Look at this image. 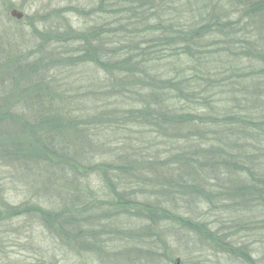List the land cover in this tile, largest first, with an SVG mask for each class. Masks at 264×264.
I'll return each instance as SVG.
<instances>
[{"label":"trees","instance_id":"trees-1","mask_svg":"<svg viewBox=\"0 0 264 264\" xmlns=\"http://www.w3.org/2000/svg\"><path fill=\"white\" fill-rule=\"evenodd\" d=\"M87 1L82 4L84 9L88 8L86 16L91 15L93 18L96 13V19L93 18L82 33H73L65 17L66 9L64 11L58 9L56 13L60 15L54 14V16L56 19L61 18L63 25L56 27L55 33L51 32L55 38L49 41L58 46L59 56L54 63L56 68L65 70L80 65L96 71L100 82V106L86 108L84 114L86 116L85 119L83 118L85 122L79 123L73 109L64 112L56 106L54 103L56 97L52 96L53 92L50 89L48 96L42 92L41 96L34 99L35 103L31 100L25 104V111L29 113H23L38 116L35 127L31 128L33 142L28 146H23L20 142L8 145L0 152V156L7 157L13 162L38 167L44 175H60L61 179H65V183L70 180L69 185L77 190L82 187V193L80 191L74 195L80 205L79 207L63 206L59 209L60 213H54V209L50 210L38 205L23 204L13 207L0 200V222L8 223L13 218L36 215L45 230L48 232L54 230L61 240H67V245L76 241L83 251H88V247L85 246L89 242L87 238L93 237L96 240L99 236L100 246L94 244L89 250L100 264H109L107 261H111L114 257L118 259L117 256L126 253L141 255L148 252L149 257L159 256V253L154 251V244L150 243L145 235H137L139 239L137 241L133 231H115L118 235V245L114 242L116 239L111 240L104 236L108 235L106 231L95 233L94 229V231L84 229L85 233H83L82 228L76 224V222L81 223V219L78 221L79 215L73 216L71 210L91 212L97 210L100 204L102 211L100 216L103 215L105 220L112 218L114 224H119H112L109 227L125 226L122 225L125 223V218L128 222L131 219V223L137 219L150 226L177 225L196 233L211 249L218 248L219 252L229 258L239 259L242 264H257L248 247L241 248L233 241L220 239L211 231L200 233L193 219L183 220L178 213L165 207L164 202H151L148 201L149 198L147 202L141 201L137 197L138 193L125 187L126 182L131 184L132 188L143 190L142 181L138 180L142 170L159 168V170H167L169 175H172L171 181L157 187L163 194L174 197L189 192L192 200L204 198L212 203L219 196L212 190L218 192L222 187L220 189L216 187L219 184L215 183L214 178H211L205 169L218 171L219 168L224 167L229 170L230 175L231 171L239 173L243 171L241 160L246 154L245 150L252 147L248 141H251L249 140L251 137L262 134L260 131L263 130L264 119L258 120L255 117L233 114L228 109L221 111L217 117L203 116V110L198 109V106L200 103H207V100L202 99V95L216 88L214 84L210 85L206 82L210 70L214 71V68L205 67L201 72L198 71V67L183 68L184 57L191 61L199 60L202 55L208 54L203 51L204 47L217 45L213 42L234 26L233 22L228 21V17L231 16L228 10L223 8L221 12L216 11L217 5L222 2L229 3V0ZM239 2L238 5L250 19L258 16L264 18V0ZM40 20L46 21L44 18ZM40 20L38 22L42 24ZM58 22L60 24V20ZM72 42H77V47L73 50L69 49ZM247 50L250 49L246 48L245 54ZM224 51L229 50L218 49L208 55L224 56ZM170 59L175 60L174 69L166 71ZM188 71L191 74L185 76ZM201 81L203 83L197 86ZM45 98L51 99L45 100ZM114 99L115 104L118 102L125 107L117 106L116 109H111L114 104L110 102ZM65 115H69V118L71 115L74 116L71 117L72 119H64ZM3 117H12L17 119V123L21 122L17 114L5 113ZM232 122L239 123L237 128H230ZM94 125L100 128L95 126L91 129ZM258 126L262 127L257 130ZM130 127L162 132L166 139L164 143L166 153L175 151L176 154L164 159L163 152L159 149H154L149 156L143 155V151H132V148L125 151L116 147L117 149L114 150L112 147L114 143L105 139L102 146L104 149L100 150L102 159L100 164H96L93 162L95 157L90 156L92 153L88 155L83 148L78 150L66 138V132H77H74L75 137H80L79 134L82 133L85 143L91 147L94 146L93 142L96 143L95 138L93 141V135L104 138L110 136L108 138L111 141L112 135L118 132H130ZM27 129L29 130V127ZM214 129H217L216 133L223 135L216 137L213 133ZM91 131L92 133L96 131V134L91 135ZM173 166L177 167L174 169ZM91 173H98L100 179L104 181L100 189V200L91 194V190L86 189L84 181L82 179L80 181L78 177V175L85 176L91 184ZM164 174L167 175V172ZM207 174L209 176H206ZM243 175L238 174L235 184L236 193L243 199L256 202L255 208L262 213L264 225V175L258 177ZM208 180H213L214 183L210 185ZM90 207H92L91 211ZM74 224L77 225V228L74 227L77 233L71 236L70 227ZM149 228L146 227L147 230H150ZM261 230L264 231V226ZM72 238L73 242L70 240ZM131 240L135 243L133 244ZM125 241L133 244L126 251ZM90 264L95 263L92 261Z\"/></svg>","mask_w":264,"mask_h":264},{"label":"rangeland","instance_id":"rangeland-1","mask_svg":"<svg viewBox=\"0 0 264 264\" xmlns=\"http://www.w3.org/2000/svg\"><path fill=\"white\" fill-rule=\"evenodd\" d=\"M239 1L229 0V3L222 2L216 6L217 12H221L223 8L229 11L231 16L228 17V21L233 22L234 26L227 30L224 36H219L213 42L217 45L203 48V51L208 54L218 49L229 51H224V56L205 54L199 60L194 61L184 57L183 68L198 67L200 72L205 67H212L214 71L216 70L215 72L210 70L208 81L203 80L216 86L202 95V99L207 100V103H200L198 106V109L203 110V116L217 117L221 111L228 109L233 114L238 113L262 120L264 119V18L258 16L250 19L238 5ZM87 2V0H27V2L26 0H0V152L8 145L20 142L23 146H28L33 142L31 128L35 127L38 116L23 113H29L25 111V104L31 100L34 102V99L41 96L42 92L48 96L50 89L53 92L52 96L56 97L54 102L56 106L64 112L73 109L79 123L85 122L83 118L85 119L86 116L84 115L86 108L100 106V82L96 71L80 65L71 66L65 70L56 68L54 63L57 60L56 57L59 56L58 46L49 41L55 38L51 32L55 33L56 27L63 25V20L56 19L54 16V14H59L56 13L59 10L66 9L65 17L73 33H82L89 22L91 23L93 18L96 19L95 12L93 18L91 15L86 16L88 8L84 9L82 4ZM13 10L22 13L23 19L18 20L12 17ZM42 18L46 21L42 22L40 20ZM76 47L77 42H72L69 49L73 50ZM246 48L250 49L247 50V54L244 52ZM167 63L166 71L174 69V59L168 60ZM190 74L191 72L188 71L185 76ZM201 83L203 82L197 83V86ZM50 99L45 98V100ZM114 100L110 102L114 104L111 109H116L117 106L125 107L118 102L115 104L116 100ZM5 113L17 114L21 122L17 123V119L12 117L4 118ZM70 118L69 115L64 116V119ZM238 124L232 122L230 128H237ZM95 126L97 125L91 126V129ZM260 127L262 126H258L257 130ZM130 129V132H118L112 135L111 141L108 138L110 136L104 138V136L93 135V141L95 138L96 143L93 142L94 146L91 147L85 143L82 133L79 134L80 137H75L77 132H66V138L77 149L83 148L88 155L92 153L90 156L95 157L93 162L96 164H100L102 159L100 150L104 149L102 146L105 139L114 143L112 144L114 150L119 148L129 151L132 148V151H143V155L148 154L149 156L154 149H159L163 152L164 159L176 154L175 151L166 153L167 149L164 145L166 139L162 132L160 134L155 129L148 131L132 127ZM262 129L261 135L251 137L249 139L251 141H248L252 147L245 150L246 154L241 160L243 161L242 172L231 171L230 175L229 170L224 167L219 168L218 171L205 169V172L214 178L215 183L219 184L216 187L219 189L222 187V190L218 192L212 190L216 195L219 194L212 203L204 198L197 201L192 200L189 192L185 195L183 193L175 195L177 199L163 194L157 187L160 184L164 186L165 182L171 181L172 175H169L167 170H159V168L142 170L138 180L142 181L143 190L132 188L131 184H126V182L125 187L138 193L137 197L141 201L147 202L149 198L148 201L151 202H164L165 207L178 213L183 220L193 219L200 233L211 231L220 239L233 241L241 248L248 247L256 263L264 264V231L261 230L264 226L263 215L255 208L256 202L239 197L235 189L238 174L243 175L244 173V177L248 174L255 177L264 175V127ZM216 130L214 129L213 132L216 137L223 135V133H216ZM90 134H96V131L93 133L91 131ZM176 167L173 166L174 169ZM164 172H167V175ZM43 173L38 167L26 166L0 156V200L13 207L23 204L38 205L46 209H54V213H60L59 209L63 206L79 207L80 202L74 195L80 191L82 193V187L77 190L69 185L70 180L65 183V179H61L60 175L52 176ZM78 177L80 181L81 179L84 181L86 189L91 190V194L100 200V189L104 185L100 175L91 173V184L85 176L78 175ZM208 183L212 185L214 181L208 180ZM208 189L211 188L208 187ZM224 190H227L226 193ZM87 196L90 200L88 193ZM90 208L91 211L92 207ZM71 211L73 216L79 215L78 221L81 219V223L76 222V224L82 228L83 233L89 229H94L95 233L106 231L108 235L104 236L107 239H116L114 242L118 245V235L115 231H133L136 236L135 240L139 241L137 235H145L149 242L154 244V251L159 253V256L154 257H149L148 252L141 255L126 253L127 255L117 256L118 259L114 257L111 261H107L109 264H174L177 258L181 259V264H242L239 259L229 258L219 252L218 248L217 250L211 249L196 233L181 226L170 224L150 226L137 219L131 223V219L128 222L125 218V223H122L125 226L109 227L112 224H119H114L110 217L105 220L103 215L100 216L102 212L100 204L97 210L91 212ZM77 225L70 227L71 236L77 233L74 228L75 226L77 228ZM145 226L150 227V230H147ZM70 240L73 242V238ZM87 240L89 242L85 246L88 247V251H83L76 241L73 243L69 241L70 244L67 245V240H61L54 230L49 232L45 230L36 215L13 218L8 223L0 222V264H90L92 261L100 264V261L89 250V247L94 244L100 246V237L97 236L96 240L89 237ZM124 243L125 251L133 246L131 242L125 241Z\"/></svg>","mask_w":264,"mask_h":264},{"label":"water","instance_id":"water-1","mask_svg":"<svg viewBox=\"0 0 264 264\" xmlns=\"http://www.w3.org/2000/svg\"><path fill=\"white\" fill-rule=\"evenodd\" d=\"M11 15H12V17H15V18L18 19V20L23 19V14L17 12L16 10H13V11L11 12ZM174 264H181V259H180V258H177V259L175 260V263H174Z\"/></svg>","mask_w":264,"mask_h":264}]
</instances>
